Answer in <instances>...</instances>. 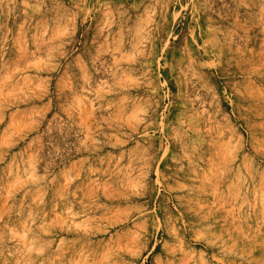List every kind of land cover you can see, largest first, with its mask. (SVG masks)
<instances>
[{"label":"rangeland","instance_id":"obj_1","mask_svg":"<svg viewBox=\"0 0 264 264\" xmlns=\"http://www.w3.org/2000/svg\"><path fill=\"white\" fill-rule=\"evenodd\" d=\"M0 264H264V0H0Z\"/></svg>","mask_w":264,"mask_h":264}]
</instances>
